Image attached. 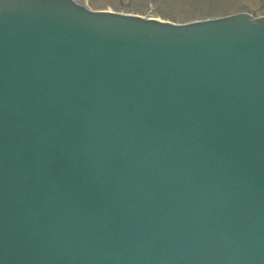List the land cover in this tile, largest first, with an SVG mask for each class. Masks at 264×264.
<instances>
[{
    "label": "water",
    "instance_id": "water-1",
    "mask_svg": "<svg viewBox=\"0 0 264 264\" xmlns=\"http://www.w3.org/2000/svg\"><path fill=\"white\" fill-rule=\"evenodd\" d=\"M0 264H264V18L0 0Z\"/></svg>",
    "mask_w": 264,
    "mask_h": 264
},
{
    "label": "rangeland",
    "instance_id": "rangeland-1",
    "mask_svg": "<svg viewBox=\"0 0 264 264\" xmlns=\"http://www.w3.org/2000/svg\"><path fill=\"white\" fill-rule=\"evenodd\" d=\"M97 8L122 9L144 13L151 4L152 15L170 20H188L220 12L246 9L264 12V0H87ZM150 1V2H149Z\"/></svg>",
    "mask_w": 264,
    "mask_h": 264
}]
</instances>
